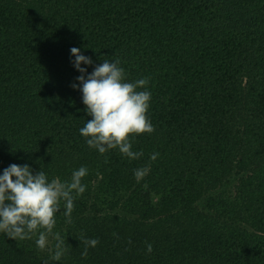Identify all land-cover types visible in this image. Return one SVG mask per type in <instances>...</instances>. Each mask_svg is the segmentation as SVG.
I'll return each instance as SVG.
<instances>
[{
    "label": "trees",
    "instance_id": "trees-1",
    "mask_svg": "<svg viewBox=\"0 0 264 264\" xmlns=\"http://www.w3.org/2000/svg\"><path fill=\"white\" fill-rule=\"evenodd\" d=\"M73 47L89 74L118 58L127 82L150 79L139 159L79 134ZM11 164L62 181L85 166L87 187L45 248L0 233V264H264V0H0V173Z\"/></svg>",
    "mask_w": 264,
    "mask_h": 264
},
{
    "label": "clouds",
    "instance_id": "clouds-1",
    "mask_svg": "<svg viewBox=\"0 0 264 264\" xmlns=\"http://www.w3.org/2000/svg\"><path fill=\"white\" fill-rule=\"evenodd\" d=\"M70 56L74 58L70 59L74 70L80 73L71 87L81 93L84 110L91 117L79 129L87 146L101 155L116 149L129 160L139 159L143 152L133 151L132 138L155 131L148 115L152 99L147 87L150 79L142 77L127 82L118 58L102 60L89 74L88 66L94 65L90 57L76 47L70 49ZM158 155L153 153L150 159L155 160ZM148 171L147 167L139 168L134 170V175L139 179ZM87 175L88 168L81 166L72 172L70 180L62 181L58 177L49 180L46 172L34 173L28 164L9 165L0 173V233L20 241L31 239L35 234L37 246L45 248L61 202L65 215H70L75 198L86 191L82 180ZM56 240L57 248L61 249L63 238L56 234ZM84 243L94 248L99 240L85 239ZM151 251L149 244L147 252ZM61 255L62 250L57 251L55 258ZM82 255H87V247Z\"/></svg>",
    "mask_w": 264,
    "mask_h": 264
}]
</instances>
